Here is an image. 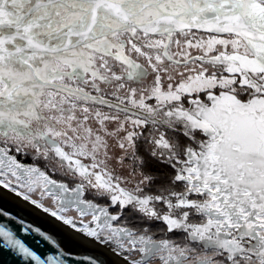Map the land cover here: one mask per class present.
Wrapping results in <instances>:
<instances>
[{
    "label": "snow or ice",
    "instance_id": "6c2138e0",
    "mask_svg": "<svg viewBox=\"0 0 264 264\" xmlns=\"http://www.w3.org/2000/svg\"><path fill=\"white\" fill-rule=\"evenodd\" d=\"M0 187L124 264H264V0H0Z\"/></svg>",
    "mask_w": 264,
    "mask_h": 264
},
{
    "label": "water",
    "instance_id": "95a60500",
    "mask_svg": "<svg viewBox=\"0 0 264 264\" xmlns=\"http://www.w3.org/2000/svg\"><path fill=\"white\" fill-rule=\"evenodd\" d=\"M26 226L30 230L25 231ZM0 227L11 231L45 262L53 257L64 264H90V260L97 264H124L122 259L2 194ZM0 264H36V261L24 257L18 249L4 246V238L0 237Z\"/></svg>",
    "mask_w": 264,
    "mask_h": 264
},
{
    "label": "trees",
    "instance_id": "16d2710c",
    "mask_svg": "<svg viewBox=\"0 0 264 264\" xmlns=\"http://www.w3.org/2000/svg\"><path fill=\"white\" fill-rule=\"evenodd\" d=\"M163 130V129H161ZM148 134V131L145 132V135ZM141 143L143 144V141H141ZM150 151V145L147 144H143V148H142V152L141 154L145 157L146 160H148L149 163V167H148V171H150V173L152 175H154L155 177H157V180L155 182V184L152 186V190L156 191L157 189H159L162 186H166L167 185V180L169 175L172 173V170L168 167H166L165 165H163L162 163L157 162L156 160L152 159L149 155L148 152ZM18 159H21L23 162L26 163H33L34 161L28 157V158H24V157H17ZM39 164V166L43 167V162H36ZM60 175V174H59ZM54 178H59L58 175H54ZM68 176H66L67 178ZM69 183V182H68ZM71 185V183H69ZM91 195V194H90ZM94 198V194H92ZM88 196V195H87ZM95 200L97 201V203H108V201L105 198H99L96 197ZM111 211H115L114 209H111ZM129 226L131 227H146V226H150L153 229H160L163 228L164 225L159 222V221H147V220H142V219H136L134 221H132Z\"/></svg>",
    "mask_w": 264,
    "mask_h": 264
},
{
    "label": "bare ground",
    "instance_id": "6f19581e",
    "mask_svg": "<svg viewBox=\"0 0 264 264\" xmlns=\"http://www.w3.org/2000/svg\"><path fill=\"white\" fill-rule=\"evenodd\" d=\"M17 190H19V189H17ZM0 194H2V195H4V196L8 197L9 199L13 200L14 202H16V203H18V204H20V205H22V206H24V207H26V208H29V209H31V210L37 212L38 214H40V215H42V216H44V217H46V218H48V219H50V220H52V221L58 223V224H60L65 230H68V231L73 232L74 234L80 236L81 238L87 240L88 242L94 244L95 246H97V247H99V248H101V249H103V250H105V251H107V252H109V253L115 255L116 257H118V258H120V259H122V257H121L120 255H117L116 252L113 251V246H110V245H108V244H103V243L97 241L95 238L88 237V236H86L83 232L79 231V230H78V228L80 227V224H79V217H77V227L74 228V227H72L71 225H67V224H65L62 220L57 219L56 217H53V216L50 214V212H44L42 208H38V207H36L35 205H33V204L31 203L30 200H29V201H26V200L23 199L22 196H17V195L15 194V192H13V191H11V190H9V189H5V188H3V187H0ZM32 199H33V198H32ZM36 200H38V199H36ZM44 205H45V204H44ZM45 206H46V207H49V206H47V205H45ZM49 208H50V207H49ZM50 209H51V208H50ZM77 215H78V214H77ZM74 217H75V216H74ZM83 219H84V218H83ZM84 221L87 222V220H85V219H84ZM122 260H123V259H122Z\"/></svg>",
    "mask_w": 264,
    "mask_h": 264
},
{
    "label": "rangeland",
    "instance_id": "374dc122",
    "mask_svg": "<svg viewBox=\"0 0 264 264\" xmlns=\"http://www.w3.org/2000/svg\"><path fill=\"white\" fill-rule=\"evenodd\" d=\"M198 35H202L201 33H198ZM205 35V38H206V34H204ZM194 54H199V53H196L195 52V50H194ZM154 103V102H153ZM36 162H38V161H36ZM35 162V163H36ZM38 164V163H37ZM60 174V175H59ZM56 175H58V177L59 178H55V179H57L58 181H64V182H66V183H71L72 184V182H73V178L71 177V176H68L67 178H66V176L65 175H63L62 173H57ZM55 177V176H54ZM53 177V178H54ZM91 196H93L92 194L90 195V194H88V196H87V198L88 199H94L93 197H91ZM31 197L33 198V199H38V200H40V195H39V192H36V193H32L31 194ZM95 202L97 203V201L95 200ZM43 203L45 204V205H47V206H49L51 209H53L54 208V205H53V203H52V201L50 200V199H45L44 201H43ZM98 204H101V205H107V203L106 204H102V203H98ZM110 211H111V209H110ZM70 215H72V216H75V217H78V215H77V213L75 212V211H73V212H71L70 213ZM84 219L85 220H88L89 219V217H84Z\"/></svg>",
    "mask_w": 264,
    "mask_h": 264
},
{
    "label": "flooded vegetation",
    "instance_id": "af4514ba",
    "mask_svg": "<svg viewBox=\"0 0 264 264\" xmlns=\"http://www.w3.org/2000/svg\"><path fill=\"white\" fill-rule=\"evenodd\" d=\"M154 102V101H153Z\"/></svg>",
    "mask_w": 264,
    "mask_h": 264
}]
</instances>
